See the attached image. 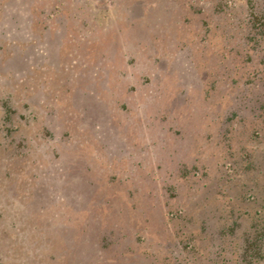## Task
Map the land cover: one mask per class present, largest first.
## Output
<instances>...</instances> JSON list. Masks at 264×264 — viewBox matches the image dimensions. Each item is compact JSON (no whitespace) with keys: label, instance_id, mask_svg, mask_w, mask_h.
Instances as JSON below:
<instances>
[{"label":"rangeland","instance_id":"374dc122","mask_svg":"<svg viewBox=\"0 0 264 264\" xmlns=\"http://www.w3.org/2000/svg\"><path fill=\"white\" fill-rule=\"evenodd\" d=\"M245 6L0 0V264H264Z\"/></svg>","mask_w":264,"mask_h":264},{"label":"trees","instance_id":"16d2710c","mask_svg":"<svg viewBox=\"0 0 264 264\" xmlns=\"http://www.w3.org/2000/svg\"><path fill=\"white\" fill-rule=\"evenodd\" d=\"M244 2L246 3L244 14L248 16V20L246 21H248L250 29L249 38H251L254 43H258V41L264 42V0H244ZM216 4L217 7L226 5V3L223 4V2L220 1H217ZM261 79L264 83V77ZM6 110L9 111L8 108H6ZM7 117L8 113L5 112V119H7ZM250 121L252 122L253 138L262 137V132H264V100L259 105L257 111L256 108L252 109V117ZM251 149L252 145L249 146V165L246 164L249 167V178L250 175H253L251 177L253 178V184L255 186L264 187V177H258L259 180H257V177L255 176L257 172H261L264 175V169L256 163L258 156L256 155V152H254L255 148H253L252 152ZM259 190L263 193V195H261L262 202L259 203L258 208H255V206L253 210L249 208V220L253 221L249 223V236L246 234L244 238L243 252L240 254L242 256L241 258H243L246 253L249 254V263L255 261L259 256H262V251L264 250V190L263 188H260ZM258 197L259 195L254 192V188L249 189V201H257Z\"/></svg>","mask_w":264,"mask_h":264}]
</instances>
